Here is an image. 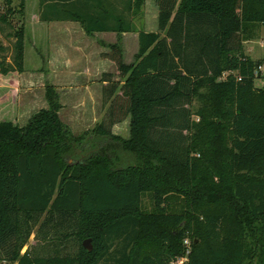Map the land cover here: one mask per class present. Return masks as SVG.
Segmentation results:
<instances>
[{
	"label": "trees",
	"instance_id": "trees-1",
	"mask_svg": "<svg viewBox=\"0 0 264 264\" xmlns=\"http://www.w3.org/2000/svg\"><path fill=\"white\" fill-rule=\"evenodd\" d=\"M155 1L157 30L138 32L131 63L118 43L101 54L119 81L102 75L108 109L91 131L71 133L52 86L25 126L0 122V263L172 264L190 237L186 264H264V54L244 50L264 0ZM144 3L38 0L39 20L121 34ZM24 5L0 12V83L13 86ZM127 117L128 138L113 134ZM36 226L38 246L22 252Z\"/></svg>",
	"mask_w": 264,
	"mask_h": 264
},
{
	"label": "rangeland",
	"instance_id": "rangeland-1",
	"mask_svg": "<svg viewBox=\"0 0 264 264\" xmlns=\"http://www.w3.org/2000/svg\"><path fill=\"white\" fill-rule=\"evenodd\" d=\"M10 5L6 4V0H0V12L5 11L8 8H15L19 4V0H9ZM147 6L143 11L138 12L134 17L135 21L139 20L140 16L143 18V22L138 24L137 29H141L142 31H156L157 30V20L155 19V11L158 13V8L155 0H146ZM154 8V12H153ZM38 10V0H25L24 7V15L23 18L16 15L13 17V22L16 25H19L20 20H24L25 26V34H24V60H25V78H33L38 79L42 78V73L36 71L37 67L41 63L40 53L38 45H36V41L34 38L38 36L39 25L36 24L37 20L35 19ZM139 17V18H138ZM136 29V25L134 24V30ZM37 35V36H36ZM254 37L251 40H248L245 43V51L253 60H257L261 58L264 54V27L256 26L254 30ZM1 38V37H0ZM11 41V40H10ZM11 42H7L8 47H10ZM120 45V43H118ZM127 48L131 47V41H126ZM121 47V45H120ZM121 50L123 48L121 47ZM109 52V50H108ZM105 60V59H104ZM133 60V56L128 54L125 57V62H130ZM110 73L112 74V81H119V77L116 74L115 65L111 68ZM260 78L256 79L255 86L262 87L264 85V69L260 72ZM41 84L39 87H33L30 92V95L33 97L34 104L33 107L36 110L40 108L44 102L48 104L45 93L46 87L52 86L47 80L43 81V78L36 81V85ZM61 84V83H60ZM64 85V84H61ZM66 85H71L67 83ZM81 85V84H76ZM55 93L57 94V98L60 104V109L58 114L60 113L61 121L66 124L71 133L74 136H81L89 131H91L95 124L92 120L97 113L98 118L100 119L98 123L105 119V115L107 113L108 104L103 103V95L102 89L99 91L95 87H92L89 92H85L82 89H71L65 87V89H59V87H54ZM20 90V75L18 76V84L16 86L10 85L8 82L0 83V122L2 121H11L17 125L22 124L27 121L32 114L36 112V110L29 111V114L23 121H18V91ZM18 92V93H17ZM117 104H122L123 101L121 99L116 101ZM193 109L198 107V103L193 104ZM21 122V123H20ZM129 117L124 119L123 121L115 124V127H112V132L120 137L128 138L129 136ZM90 152V143H86L85 145H81V149L79 151L80 157H84ZM77 156H69L67 160L69 163L73 162V160L77 159ZM142 208L144 211H149L151 209V204L148 199V196H144L142 199ZM38 226H36L33 230V234L30 236L28 244L22 249V252H25L29 247L38 246L35 240V233L37 231ZM190 243L192 239L187 237ZM183 246V242H182ZM2 264V263H0Z\"/></svg>",
	"mask_w": 264,
	"mask_h": 264
},
{
	"label": "crops",
	"instance_id": "crops-1",
	"mask_svg": "<svg viewBox=\"0 0 264 264\" xmlns=\"http://www.w3.org/2000/svg\"><path fill=\"white\" fill-rule=\"evenodd\" d=\"M146 6L147 3L145 0L144 8H146ZM141 11H143V7L141 8L140 12ZM157 14V11H155L156 20ZM35 19L37 20L36 24L40 26V32H38V36L36 35L37 37L34 39L37 43L36 45H38L40 53L39 55L41 58V63L37 67L36 71L42 73L43 81L47 80L54 87H59V89H65V87L68 89L77 88L82 89L85 92H89L92 87H95L100 91L102 87L107 84L105 81H103L104 79L102 78V75L104 73H110L111 68L114 67V64L109 60L102 59L101 54L108 52L110 45L120 43L121 47L123 48V60L126 56H128V54L133 56L134 59V55L138 50V32L142 31L141 29H137V26L139 23L141 24L143 22V18L141 16L138 21H135V23L133 20L131 32H124L121 34H117L116 32H94L92 34H86L84 28L79 22L40 21L39 5ZM134 24L136 25L135 30ZM127 40L131 41L130 48H127ZM245 43H247V41L244 42V50L246 48ZM246 55L248 54L246 53ZM132 61L124 62L131 63ZM24 74L25 60L23 72L20 74V90L18 91L19 93L17 92L19 111L18 121H23L29 114V111L36 110V108L34 109L32 105L34 104V101L32 95H30V92L33 87L35 88L41 85H36V81L38 82V80L42 79H33L31 77L25 78ZM60 83L64 85H61ZM67 83L71 85L68 86L66 85ZM76 84L81 85L78 86ZM47 107L48 104L44 102V104L38 108L36 112H38L40 109H46ZM58 116L60 118V113ZM92 117V120L94 123H96V126L100 119L98 118L97 113H95V115ZM29 118H27V121ZM27 121L18 126H25Z\"/></svg>",
	"mask_w": 264,
	"mask_h": 264
},
{
	"label": "built area",
	"instance_id": "built-area-1",
	"mask_svg": "<svg viewBox=\"0 0 264 264\" xmlns=\"http://www.w3.org/2000/svg\"><path fill=\"white\" fill-rule=\"evenodd\" d=\"M263 69H264V65L260 66L258 71L261 72L263 71ZM183 246H184V255L182 257L177 258L175 261L172 262V264H186L191 247V243L189 239L183 240ZM2 264H6V263H2Z\"/></svg>",
	"mask_w": 264,
	"mask_h": 264
},
{
	"label": "water",
	"instance_id": "water-1",
	"mask_svg": "<svg viewBox=\"0 0 264 264\" xmlns=\"http://www.w3.org/2000/svg\"><path fill=\"white\" fill-rule=\"evenodd\" d=\"M82 245H83V247L85 248V249H87L88 251H90L91 250V241H90V239H85L84 241H83V243H82Z\"/></svg>",
	"mask_w": 264,
	"mask_h": 264
}]
</instances>
